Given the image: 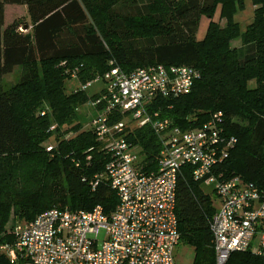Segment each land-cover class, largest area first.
Returning <instances> with one entry per match:
<instances>
[{
	"label": "trees",
	"instance_id": "1",
	"mask_svg": "<svg viewBox=\"0 0 264 264\" xmlns=\"http://www.w3.org/2000/svg\"><path fill=\"white\" fill-rule=\"evenodd\" d=\"M154 2L124 0L107 8L101 0H0V79L22 68L18 82L0 87V244L14 240L13 232L5 230L11 213L30 221L54 206L91 210L100 205L106 215L115 208L117 197L105 173L110 154L76 116L77 108L97 93L79 88L66 93L63 86L71 70L85 82L102 75L111 60L125 72L154 63L195 68L199 77L188 92L156 99L150 108L182 128L197 127L221 111L228 132L237 138L221 165L225 177L238 175L264 188V0H250L253 17L243 31L233 14L244 9L245 0H171V30L141 37L126 26V19L150 21ZM6 5H24L29 22L6 25ZM227 5L233 11L225 15ZM217 7L225 17L222 26L212 19ZM88 9L107 11L116 45L93 29ZM202 15L209 17L208 26L196 40ZM235 40L240 44L232 45ZM121 118L114 116L115 121ZM53 137L55 144L48 142ZM127 138L140 145L146 168L154 169L158 142L152 130L135 128ZM27 158L41 166L44 179L53 181L50 197L39 192L18 199L4 195V167ZM189 173L183 167L176 186L179 244L192 247L193 264H214L213 197ZM0 264H11L5 253L0 252ZM225 264H264V258L234 251Z\"/></svg>",
	"mask_w": 264,
	"mask_h": 264
},
{
	"label": "built area",
	"instance_id": "2",
	"mask_svg": "<svg viewBox=\"0 0 264 264\" xmlns=\"http://www.w3.org/2000/svg\"><path fill=\"white\" fill-rule=\"evenodd\" d=\"M109 65L77 88L86 91L102 82L91 99L96 114L87 126L110 154L105 173L117 197L115 208L106 215L100 205L91 210L54 206L30 221L15 220L14 240L1 243L0 252L11 264H175L176 186L188 167L191 179L210 186L219 201L209 222L214 264H225L234 251L264 258V188L238 175L225 177L221 165L237 138L228 132L223 113L182 128L150 108L156 99L188 92L199 72L184 64L154 63L129 72L113 60ZM117 114L122 118L115 121ZM144 126L158 142L154 169L146 168L140 145L127 138ZM101 230L105 239L99 243Z\"/></svg>",
	"mask_w": 264,
	"mask_h": 264
},
{
	"label": "rangeland",
	"instance_id": "3",
	"mask_svg": "<svg viewBox=\"0 0 264 264\" xmlns=\"http://www.w3.org/2000/svg\"><path fill=\"white\" fill-rule=\"evenodd\" d=\"M105 1V7L109 8L114 6L119 2L124 0H101ZM171 0H155L153 5L149 7L151 13V20L146 21L141 19L138 23H135L131 18L126 19V26L134 30V32L141 37L162 34L169 32L172 28L173 12L169 7V2ZM105 9V8H103ZM106 10V9H105ZM233 11L231 5H227L224 9L223 14H230ZM220 9L217 7L215 13L212 16V19L217 21L220 26L224 25L225 17L219 15ZM90 25L93 26V29L101 33L104 37V40H108L112 45L117 44V39L112 33L113 26L110 25L111 19L108 17V13L102 10H93L88 9ZM253 17V6L250 0H245V7L243 10H237L233 14V19L238 22L240 31L245 29V26L252 21ZM5 24L13 22L14 20H19L21 22H29L26 7L24 5H6L5 6ZM209 17L202 15L198 21V26L195 28L193 39L200 40L206 34V28L208 26ZM239 41L235 40L232 42V45H239ZM85 63V62H84ZM61 65V64H60ZM22 72L21 67H15L11 73L5 74L0 79V87L2 89H9L16 82H18ZM70 72V71H69ZM76 70H71L70 75ZM70 78L64 79V92L69 93L70 91L76 89L80 83L77 77L69 76ZM102 86V82L93 83L85 90L88 94L95 93L99 87ZM47 110V109H42ZM96 114V108L92 105L91 99L81 104L76 110V116L83 123V126L87 128V123L90 118ZM243 125H248V122L240 120ZM53 123V122H52ZM127 127L134 126L130 120H125ZM34 126V124H33ZM32 126V128H33ZM54 127V126H52ZM31 128V126H30ZM36 128V127H34ZM54 137L49 139V143H54ZM47 142V141H46ZM44 147H45V143ZM31 158L17 160L9 162L3 169L2 175L4 178V195L8 198L26 197L31 192H39L46 197H50L54 187H51L53 181L47 178L44 179V172L41 166H39L35 161L29 160ZM204 193L209 194L213 197L215 207H219L218 198L215 196L212 188L207 185H202ZM17 215L10 214L8 222L5 225V230L7 233L12 231L13 224L15 220H18ZM99 243L105 239V233L103 230L100 231L97 237ZM174 260L175 264H193L194 260V251L189 245L183 243L178 244L174 249Z\"/></svg>",
	"mask_w": 264,
	"mask_h": 264
}]
</instances>
